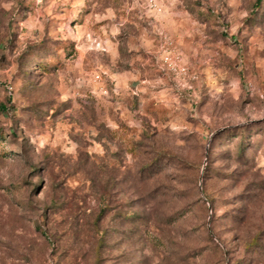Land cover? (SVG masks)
Instances as JSON below:
<instances>
[{
  "label": "rangeland",
  "instance_id": "obj_1",
  "mask_svg": "<svg viewBox=\"0 0 264 264\" xmlns=\"http://www.w3.org/2000/svg\"><path fill=\"white\" fill-rule=\"evenodd\" d=\"M161 3L0 0V264H264V0Z\"/></svg>",
  "mask_w": 264,
  "mask_h": 264
},
{
  "label": "built area",
  "instance_id": "obj_2",
  "mask_svg": "<svg viewBox=\"0 0 264 264\" xmlns=\"http://www.w3.org/2000/svg\"><path fill=\"white\" fill-rule=\"evenodd\" d=\"M149 6L154 9L155 11H162V3L161 0H148ZM10 91L13 89V87L8 86Z\"/></svg>",
  "mask_w": 264,
  "mask_h": 264
},
{
  "label": "trees",
  "instance_id": "obj_3",
  "mask_svg": "<svg viewBox=\"0 0 264 264\" xmlns=\"http://www.w3.org/2000/svg\"><path fill=\"white\" fill-rule=\"evenodd\" d=\"M262 0H256L255 6L256 8L261 4Z\"/></svg>",
  "mask_w": 264,
  "mask_h": 264
}]
</instances>
